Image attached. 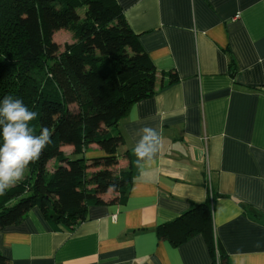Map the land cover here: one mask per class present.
Returning <instances> with one entry per match:
<instances>
[{"label": "crops", "instance_id": "crops-1", "mask_svg": "<svg viewBox=\"0 0 264 264\" xmlns=\"http://www.w3.org/2000/svg\"><path fill=\"white\" fill-rule=\"evenodd\" d=\"M115 2L157 71L154 95L117 123L127 198L89 206L73 229H52L32 208L0 229V253L8 264H210L201 234L174 246L155 229L211 197L229 264H264V0ZM144 127L161 140L140 169L133 150Z\"/></svg>", "mask_w": 264, "mask_h": 264}, {"label": "trees", "instance_id": "trees-1", "mask_svg": "<svg viewBox=\"0 0 264 264\" xmlns=\"http://www.w3.org/2000/svg\"><path fill=\"white\" fill-rule=\"evenodd\" d=\"M61 29L71 38L62 48L52 39ZM168 76L169 83L178 78ZM156 84L157 71L115 0H0V100L22 99L40 114L35 134L46 126L54 141L25 179L0 195V229L32 208L52 229H73L89 206L124 203L132 179L129 168L118 169L124 140L117 123L131 104L153 96ZM91 145L101 154L88 156ZM212 201L158 225L157 237L178 246L199 233L210 264H229L214 233ZM0 264H8L1 253Z\"/></svg>", "mask_w": 264, "mask_h": 264}, {"label": "clouds", "instance_id": "clouds-1", "mask_svg": "<svg viewBox=\"0 0 264 264\" xmlns=\"http://www.w3.org/2000/svg\"><path fill=\"white\" fill-rule=\"evenodd\" d=\"M39 112L30 110L20 98L6 95L0 100V195L23 181L29 164L38 161L44 150L54 143L46 126L35 134L33 121ZM134 148L136 166L150 165L159 151L160 133L144 127Z\"/></svg>", "mask_w": 264, "mask_h": 264}, {"label": "rangeland", "instance_id": "rangeland-1", "mask_svg": "<svg viewBox=\"0 0 264 264\" xmlns=\"http://www.w3.org/2000/svg\"><path fill=\"white\" fill-rule=\"evenodd\" d=\"M83 9H78V12L80 14V16L83 14ZM69 36H70V33L68 31H65V30H58L56 31L53 36H52V39L53 41H55L59 46L60 48L63 47L64 43H68L69 40ZM72 109H75L74 107H71ZM71 158H75L77 157L76 155H70ZM52 165H53V162H50L49 165H48V168L49 169H52ZM29 168H27L25 170V176H24V179L26 177V175L29 173ZM108 194V198L110 199L111 196H112V193L109 191L105 194V196Z\"/></svg>", "mask_w": 264, "mask_h": 264}]
</instances>
